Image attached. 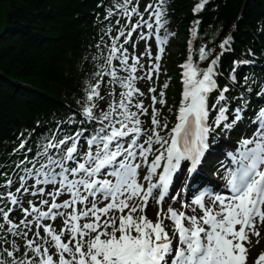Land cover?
<instances>
[{
    "label": "snow or ice",
    "instance_id": "6c2138e0",
    "mask_svg": "<svg viewBox=\"0 0 264 264\" xmlns=\"http://www.w3.org/2000/svg\"><path fill=\"white\" fill-rule=\"evenodd\" d=\"M206 2L200 0L193 11L200 12ZM167 12V0H149L143 12L139 0H115V6L108 8L109 17L114 13L123 15L128 23L120 25L117 35L111 37L107 56H102L91 74L99 79L95 83L89 80L85 89L82 113L88 120L98 121L86 138L87 150L79 143L83 130L65 133L63 139L48 140L37 151L33 160L38 167H25L26 174L20 177L15 191L9 190L11 179L4 181L7 188L0 191V264H247L249 234L259 237L258 224H264V123H259L251 137H242L235 151L228 153L234 167L224 171L226 192L216 191L208 181L201 180L200 168L210 148V134L221 124L222 130L231 131L242 119V109L234 110L229 123L227 104H220L218 109L216 103L209 106V93L218 88L215 75L219 56L200 69L192 61L189 40L188 60L182 65L183 90L177 122L161 134L168 125L159 119V109L154 105L157 101L166 103V82L158 95L154 86L148 88L153 93V106L151 125L144 127L141 116L148 113V107L143 100L133 99L134 95H145L136 86L142 78L137 71L144 68L140 56H146L152 65L145 69L146 78L151 80L153 71L159 73L163 45L174 35L166 27ZM133 16L138 19L133 20ZM116 23H120L119 19ZM199 23L198 19L193 21L192 37L197 35L195 26ZM112 27L109 23V34ZM152 37L158 46L155 54L148 43ZM231 39L229 36L222 41V50ZM136 40L145 41L140 56L130 54L125 46L132 43L136 48ZM198 51L200 60L210 54L204 46ZM93 59L100 61L101 57ZM121 69L128 73L126 77L120 75ZM105 74L111 78L106 92L114 93L116 89L110 86L117 84L125 89L119 93L118 101L109 96L106 109L99 103L104 100L101 82ZM231 79L235 81L236 76ZM227 90L228 85H224L216 99H227ZM257 95L264 96V87ZM213 109H217V115L209 123ZM256 121H264V106L258 109ZM180 172H186L181 190L195 189L191 203L178 199L179 193L170 194ZM29 176L35 177L32 185L27 183ZM41 184L52 185V189L46 191ZM23 193L39 199V204L29 199L28 207H24ZM63 193L68 198L58 201ZM166 197L181 207L177 209L169 203L165 211ZM149 201L156 205L155 220L146 213ZM15 209L23 212L19 222L10 216ZM58 218L63 220L59 228L45 222ZM165 219L172 221L170 226ZM16 237L23 241V248ZM254 264H264V252Z\"/></svg>",
    "mask_w": 264,
    "mask_h": 264
},
{
    "label": "trees",
    "instance_id": "16d2710c",
    "mask_svg": "<svg viewBox=\"0 0 264 264\" xmlns=\"http://www.w3.org/2000/svg\"><path fill=\"white\" fill-rule=\"evenodd\" d=\"M112 1L0 0V181L17 138L30 134L31 144L48 126L77 124L62 120L67 116L81 119L85 89L94 81L99 27ZM199 2L169 1L168 17L179 32L200 21L195 56L201 46L217 50L224 36L232 39L230 49L222 50V71L248 57V49L261 56L264 0H207L193 16L192 5ZM183 57L181 47L169 56L173 71ZM177 94L174 80L168 95L174 100Z\"/></svg>",
    "mask_w": 264,
    "mask_h": 264
},
{
    "label": "rangeland",
    "instance_id": "374dc122",
    "mask_svg": "<svg viewBox=\"0 0 264 264\" xmlns=\"http://www.w3.org/2000/svg\"><path fill=\"white\" fill-rule=\"evenodd\" d=\"M180 41V40H179ZM179 41H176V42H179ZM169 50H171L172 52H174L175 51V48L174 47H171V49H169ZM156 218V217H155Z\"/></svg>",
    "mask_w": 264,
    "mask_h": 264
}]
</instances>
